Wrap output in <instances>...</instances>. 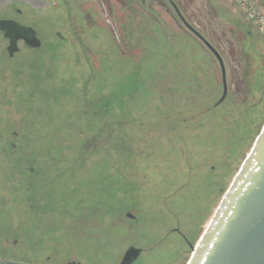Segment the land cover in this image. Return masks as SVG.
I'll return each instance as SVG.
<instances>
[{
	"label": "rangeland",
	"instance_id": "rangeland-1",
	"mask_svg": "<svg viewBox=\"0 0 264 264\" xmlns=\"http://www.w3.org/2000/svg\"><path fill=\"white\" fill-rule=\"evenodd\" d=\"M51 1L57 7L16 17L36 32L39 50L9 59L0 37V183L11 205L0 226L23 236L28 253L12 264H118L129 247L141 250L132 264H186L264 123V40L233 0ZM174 6L220 55L223 101L215 57ZM108 95L135 98L114 104L94 129L87 116L99 117ZM120 107L127 115L113 125ZM74 129L86 132L87 149L99 147L96 160L109 153L137 183L122 218L89 214L121 175L99 185L90 159L81 170L79 159L61 166L45 156L57 158Z\"/></svg>",
	"mask_w": 264,
	"mask_h": 264
},
{
	"label": "water",
	"instance_id": "water-1",
	"mask_svg": "<svg viewBox=\"0 0 264 264\" xmlns=\"http://www.w3.org/2000/svg\"><path fill=\"white\" fill-rule=\"evenodd\" d=\"M33 3L39 4L40 1H27L29 5ZM175 11L184 26L215 57L222 82V97L219 102L223 101L227 94V86L220 55L183 20L176 8ZM16 29L18 31L20 28ZM23 30L33 37L34 41L29 46L39 47L34 32L30 29ZM140 253V249L129 247L118 264H132ZM186 264H264V123Z\"/></svg>",
	"mask_w": 264,
	"mask_h": 264
},
{
	"label": "trees",
	"instance_id": "trees-1",
	"mask_svg": "<svg viewBox=\"0 0 264 264\" xmlns=\"http://www.w3.org/2000/svg\"><path fill=\"white\" fill-rule=\"evenodd\" d=\"M126 98L127 99L124 98L123 101L120 102L119 104V103H114V100L110 99L109 95L106 96L105 98L102 97V99H100L97 105V110H99L98 112H100L99 113L100 118L96 115H92V117H89L90 115L87 116L88 118H90L89 120L93 122V123H91V121L88 122L89 125L93 126V128L95 129L96 126H98V124L100 125L105 120V117H103L104 114L113 112L112 107L114 106V104L121 105L122 107H127L129 104L128 99L129 101H133L132 99L135 98V95H131L130 97H126ZM122 107H120V109L118 108L122 112H119V113L117 112L115 116L109 119L111 124L113 125L122 124V120L124 116L127 115V112H123ZM89 130L91 131L89 132ZM89 130H88L89 132L88 134H91L93 130L92 129H89ZM68 132L71 133L68 135L69 137L66 135V137H68V140L63 139L61 141V148L64 149V151L57 158L55 157L56 155L52 154L53 153L52 151H46L45 156H47V159H49V161H54L56 159H59V162H61L62 164L61 166H63V163L65 164L68 163L69 160L79 159V161L81 162L80 164L76 166L78 167V169H80L83 166L84 159H90L89 161L87 160L88 161L87 163H85L87 171L90 169L91 166L93 165L95 166V168L97 169V172L95 173V175H97V177L99 175L101 176L99 178L100 180L99 185H102L101 181L102 180L105 181V178L108 181L110 177L112 178L116 174L121 175L122 180H123L122 186L117 188V187H114L110 183L109 185L111 189L108 190L107 193L104 195H101V194L96 195L95 199L91 203L92 206L89 208L90 210L94 209L100 212L89 213V214L91 217L98 216L100 218L107 219V220L110 218H122L124 213L129 210H132L137 202V195H138V190H139V188L135 185L137 183L135 182V180L128 177V175H130L128 171L122 170V169L120 170V167L123 166L122 163L120 165L113 164V160H112L113 156H110L109 153H107L104 156H101L99 159L96 160V154H98L99 152L98 150L99 147L95 151H93L92 149H87L88 147H86V145L90 140L87 139L88 137H85L84 139H82L84 135L86 136V132L84 133L80 131V129L79 130L74 129L72 132L71 131H68ZM72 144L78 145V149L76 151H73V149L71 150V147L69 148V146ZM124 147L127 148V145L125 144ZM11 148L12 146L10 145V149ZM92 158H94V161L91 160ZM33 165H34V160H30L28 166L31 167ZM34 171L35 169H33V172ZM87 174L88 173H86V171L83 173L78 172L79 176L77 179L86 178ZM105 174L106 176H103ZM129 184L131 185L130 189H129Z\"/></svg>",
	"mask_w": 264,
	"mask_h": 264
},
{
	"label": "flooded vegetation",
	"instance_id": "flooded-vegetation-1",
	"mask_svg": "<svg viewBox=\"0 0 264 264\" xmlns=\"http://www.w3.org/2000/svg\"><path fill=\"white\" fill-rule=\"evenodd\" d=\"M27 1L29 0H0V37L3 40V46L1 49L4 51V55L9 59H13L15 56L20 55L23 51H36L42 47V43L36 32L32 28L17 22L16 17L22 16L24 13L23 10L40 12L46 10L48 7H57L51 0L50 2L42 0V2L39 4L33 3L30 5L27 4ZM80 15L83 16L82 13ZM16 28L22 29L17 31ZM23 29H30L34 32L35 38L39 41V47L29 46L30 43H33L34 41L33 37H30L28 32L24 31ZM56 38L63 39L58 32H56ZM4 148L6 149V146H4ZM8 148L9 151H11L10 145ZM0 151H2L1 147ZM1 175L2 172L0 171V179L5 180V172H3L4 177ZM5 187V182H3V184L0 183V210L4 207H11L7 198L2 195V191L5 189ZM11 236L12 235L10 233L8 234L7 232L6 225L3 224L0 226V264H12L14 262L20 263L28 256L27 246L23 240V236L19 238H14ZM49 260L50 258H47V261ZM72 262L73 260H70L64 264ZM74 263L77 264L76 261H74Z\"/></svg>",
	"mask_w": 264,
	"mask_h": 264
},
{
	"label": "built area",
	"instance_id": "built-area-1",
	"mask_svg": "<svg viewBox=\"0 0 264 264\" xmlns=\"http://www.w3.org/2000/svg\"><path fill=\"white\" fill-rule=\"evenodd\" d=\"M245 21L251 24L264 40V0H233Z\"/></svg>",
	"mask_w": 264,
	"mask_h": 264
},
{
	"label": "crops",
	"instance_id": "crops-1",
	"mask_svg": "<svg viewBox=\"0 0 264 264\" xmlns=\"http://www.w3.org/2000/svg\"><path fill=\"white\" fill-rule=\"evenodd\" d=\"M134 1V0H133ZM136 1V0H135ZM137 3H139V1L137 2ZM120 7H121V9L123 10V5H119ZM139 7V6H138Z\"/></svg>",
	"mask_w": 264,
	"mask_h": 264
}]
</instances>
